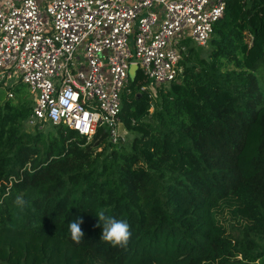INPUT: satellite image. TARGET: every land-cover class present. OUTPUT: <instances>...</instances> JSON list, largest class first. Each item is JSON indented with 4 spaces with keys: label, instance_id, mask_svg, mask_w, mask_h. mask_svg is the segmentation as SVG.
Wrapping results in <instances>:
<instances>
[{
    "label": "trees",
    "instance_id": "16d2710c",
    "mask_svg": "<svg viewBox=\"0 0 264 264\" xmlns=\"http://www.w3.org/2000/svg\"><path fill=\"white\" fill-rule=\"evenodd\" d=\"M210 42L156 92L140 69L130 77V149L106 126L31 132L29 89L0 84V264H264V0H230ZM101 210L128 223L126 249L101 239Z\"/></svg>",
    "mask_w": 264,
    "mask_h": 264
},
{
    "label": "built area",
    "instance_id": "2783aa9c",
    "mask_svg": "<svg viewBox=\"0 0 264 264\" xmlns=\"http://www.w3.org/2000/svg\"><path fill=\"white\" fill-rule=\"evenodd\" d=\"M229 1L0 0V84L29 86L31 126L63 124L89 139L106 126L112 143H125L131 67L152 85L142 90L177 80Z\"/></svg>",
    "mask_w": 264,
    "mask_h": 264
},
{
    "label": "clouds",
    "instance_id": "9594fccd",
    "mask_svg": "<svg viewBox=\"0 0 264 264\" xmlns=\"http://www.w3.org/2000/svg\"><path fill=\"white\" fill-rule=\"evenodd\" d=\"M17 209L22 213L26 207L29 206V201L25 200L22 196H17L14 201ZM99 221L103 224V232L101 239L109 242L113 247H120L126 249L131 237L129 225L127 222L117 220L114 217L105 215L103 210L96 214ZM83 222L82 218H77L69 224L71 239L79 244L83 240L84 233L81 230L80 224Z\"/></svg>",
    "mask_w": 264,
    "mask_h": 264
},
{
    "label": "rangeland",
    "instance_id": "374dc122",
    "mask_svg": "<svg viewBox=\"0 0 264 264\" xmlns=\"http://www.w3.org/2000/svg\"><path fill=\"white\" fill-rule=\"evenodd\" d=\"M192 44H194V43L192 42ZM194 45H195V44H194ZM196 46H197V45H196ZM196 49L198 50L200 56L205 57V56H207V55L211 52V50L213 49V46H212L211 42H209L206 46H203V47H199V46H197ZM136 70H137V67H136V66H132V67H131V69H130V77H133V76L135 75ZM150 85H151V84H149V86H150ZM166 85H167V84H166ZM166 85H165V86H166ZM25 86H26V87L29 89V91H30L29 86L26 85V84H25ZM151 86H152V85H151ZM4 90H5V89H4ZM152 91H153V90H152ZM30 93H31V91H30ZM8 97H9V98H14V96H13V95L11 96L10 93H9ZM29 97H30V98L33 97L32 93L29 95ZM153 111H154V107L151 108V112H153ZM124 127H125V126H124ZM26 128H27L29 131H31V132H34V131H35V129H34L35 127H34V126L29 125V126H26ZM42 129H43L45 132H47V131H49V130H53V132L55 131V129H53V127L50 126V124H45L44 126H42ZM124 129H126V128H124ZM126 131H127V136H128V138L131 139L132 132H129L128 129H126ZM129 139H128V142H127V143H128V144H127V148H128V149H130V146H131V142L129 141ZM219 218H220V220L225 224V226L228 228L229 231H231V230H236V228H237V224H240V223H241V221L239 222L237 219H233V218H232V216H231V212H230V208H229V207L225 208L224 213H220Z\"/></svg>",
    "mask_w": 264,
    "mask_h": 264
}]
</instances>
